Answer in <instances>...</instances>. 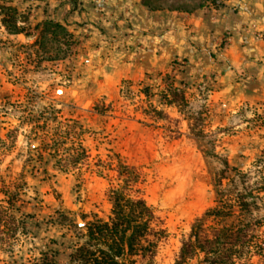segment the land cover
<instances>
[{
	"label": "rangeland",
	"instance_id": "1",
	"mask_svg": "<svg viewBox=\"0 0 264 264\" xmlns=\"http://www.w3.org/2000/svg\"><path fill=\"white\" fill-rule=\"evenodd\" d=\"M45 7L0 0V264L45 253L64 263L86 223L110 216L120 187L145 201L162 232L153 257L135 264H175L200 218L203 228L224 220L244 230L236 264H264V114L234 119L209 87L172 70L104 79L90 27L44 29L59 25ZM214 208L229 216H204ZM208 260L194 251L182 264Z\"/></svg>",
	"mask_w": 264,
	"mask_h": 264
},
{
	"label": "crops",
	"instance_id": "2",
	"mask_svg": "<svg viewBox=\"0 0 264 264\" xmlns=\"http://www.w3.org/2000/svg\"><path fill=\"white\" fill-rule=\"evenodd\" d=\"M70 4L46 0L44 15L64 27H90L102 78L108 71L118 82L140 81L172 70L179 81L209 87L234 119L255 122L264 114V0H208L192 12L150 11L142 0H83L76 10ZM260 126L264 139V119Z\"/></svg>",
	"mask_w": 264,
	"mask_h": 264
},
{
	"label": "trees",
	"instance_id": "3",
	"mask_svg": "<svg viewBox=\"0 0 264 264\" xmlns=\"http://www.w3.org/2000/svg\"><path fill=\"white\" fill-rule=\"evenodd\" d=\"M206 1L142 0V3L150 11L167 9L192 12L201 8ZM210 2L214 5V0ZM49 26L63 30L60 25L43 23L44 29ZM110 198V216L105 221L94 219L86 223L64 263L57 261L55 254L45 253L40 261L33 264H135L134 257L140 260L152 258L162 232L152 228L155 217L151 208L142 198L130 196L124 187L112 190ZM207 215L214 219L224 218L229 216V212L223 213L220 208H214L204 216ZM202 220H196L192 236L181 242L175 264H182L194 251L203 253L209 259V264H236L235 249L245 246L249 241L242 233L244 230L233 223L227 225L224 220H214L215 226L203 228Z\"/></svg>",
	"mask_w": 264,
	"mask_h": 264
},
{
	"label": "built area",
	"instance_id": "4",
	"mask_svg": "<svg viewBox=\"0 0 264 264\" xmlns=\"http://www.w3.org/2000/svg\"><path fill=\"white\" fill-rule=\"evenodd\" d=\"M225 39V41H228L229 40V38L228 37H226V38H224Z\"/></svg>",
	"mask_w": 264,
	"mask_h": 264
}]
</instances>
